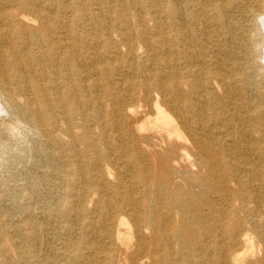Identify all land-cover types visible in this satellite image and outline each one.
<instances>
[{
	"label": "bare ground",
	"instance_id": "obj_1",
	"mask_svg": "<svg viewBox=\"0 0 264 264\" xmlns=\"http://www.w3.org/2000/svg\"><path fill=\"white\" fill-rule=\"evenodd\" d=\"M25 131L0 264H264V0H0Z\"/></svg>",
	"mask_w": 264,
	"mask_h": 264
},
{
	"label": "rangeland",
	"instance_id": "obj_2",
	"mask_svg": "<svg viewBox=\"0 0 264 264\" xmlns=\"http://www.w3.org/2000/svg\"><path fill=\"white\" fill-rule=\"evenodd\" d=\"M25 137V138H24ZM33 137V134L31 132H24V135H18L13 139L15 146L13 148L9 149H0L1 153L0 155V173L8 175L9 171L16 172L21 165L16 164L12 167L10 166V161H12V156H14V152L17 151V149H24L31 145V138Z\"/></svg>",
	"mask_w": 264,
	"mask_h": 264
}]
</instances>
